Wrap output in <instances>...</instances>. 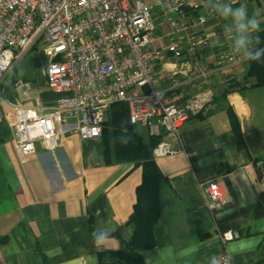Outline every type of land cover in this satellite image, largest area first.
<instances>
[{"label": "crops", "instance_id": "1", "mask_svg": "<svg viewBox=\"0 0 264 264\" xmlns=\"http://www.w3.org/2000/svg\"><path fill=\"white\" fill-rule=\"evenodd\" d=\"M222 5H243L248 17L258 20L259 31L247 33V50L264 32V0H221L219 17L204 28L210 45L156 65L159 85L173 100L181 103L198 92L207 93L210 100L181 128L180 139L173 142L181 150L155 156L166 182L155 228L157 244L141 252L144 264H213L226 251L235 264H264V85L231 86L240 79L238 68L247 70L248 60L237 68L219 64L230 45L236 48L239 35L232 18L221 15ZM168 16L164 21L160 8L153 13L157 47L168 42L175 17ZM196 16L191 14L189 21ZM231 30L234 40L227 39ZM37 48L27 50L21 68L13 66L0 82V264H100L99 251L120 250L130 240L129 221L143 182L142 165L126 155L128 140L121 139L128 132L131 144L139 138L147 142L152 134L147 126L133 124L123 136L108 112L101 137L82 140L60 131L51 148L41 144L37 155L22 160L13 143L12 123L29 114L23 106H53L61 97L46 82L49 59L44 48L41 78L26 59ZM170 74L186 83L177 86ZM18 77L32 82L30 100L15 90ZM161 133L160 141L164 129ZM210 180H217L227 197L214 210L200 187ZM228 230L240 237L224 245L221 237ZM94 231L108 232L112 238L96 246ZM247 241L254 242L250 250L234 251Z\"/></svg>", "mask_w": 264, "mask_h": 264}, {"label": "built area", "instance_id": "2", "mask_svg": "<svg viewBox=\"0 0 264 264\" xmlns=\"http://www.w3.org/2000/svg\"><path fill=\"white\" fill-rule=\"evenodd\" d=\"M220 1L0 0V82L27 50L42 42L49 59L46 82L61 94L53 106H23L29 114L12 123L20 158L37 155L41 144L51 148L60 131L82 140L101 137L116 102L128 104L132 124L147 126L155 136L164 129L165 139L153 150L156 157L178 153L181 148L173 142L180 139L181 128L210 98L198 92L181 103L173 100L159 85L156 65L207 48L210 39L204 28L219 17ZM158 8L164 21L169 20V13L175 16L166 34L168 42L159 47L155 46L153 20ZM196 12L195 21L190 22ZM234 38L231 30L227 39ZM234 49L230 45L220 65L234 68L245 60ZM176 75L169 77L177 86L184 85ZM14 88L25 100L32 98L31 81L18 77ZM200 187L211 210L227 202L217 180ZM239 237L237 231L228 230L221 239L227 245ZM219 264H235L232 254L222 253Z\"/></svg>", "mask_w": 264, "mask_h": 264}, {"label": "trees", "instance_id": "3", "mask_svg": "<svg viewBox=\"0 0 264 264\" xmlns=\"http://www.w3.org/2000/svg\"><path fill=\"white\" fill-rule=\"evenodd\" d=\"M197 14L198 12H196ZM257 37H259L258 42ZM257 37L251 48L253 52L258 48L264 49V32L257 34ZM245 80L250 82L249 85L251 86L264 85V56H261L259 61L248 60ZM109 112H111V122L116 125L117 130L122 132L123 136L126 134V137L121 139L122 141L128 140V145L125 147L126 155L137 159V163L143 167V182L137 188V202L129 221V224L133 227L130 240L120 250L99 251V263L105 264V260H109L112 261L111 264H144L141 252L156 246L155 228L162 215V191L166 180L155 161L153 153L154 148L161 140V136L150 135L147 142L139 138L138 141L131 144L127 135L128 132H124L130 131L133 127L130 122L128 104L116 102L111 106ZM238 133L242 141L240 130ZM262 213H264V209H262ZM261 214L259 210H256V215Z\"/></svg>", "mask_w": 264, "mask_h": 264}, {"label": "clouds", "instance_id": "4", "mask_svg": "<svg viewBox=\"0 0 264 264\" xmlns=\"http://www.w3.org/2000/svg\"><path fill=\"white\" fill-rule=\"evenodd\" d=\"M221 15L224 17H231L233 23L236 26V31L239 34L235 38L236 49L239 51L241 48H245L249 41V36L247 33L249 30L252 31H259V22L257 19L249 18L247 14L246 7L241 5L239 7L233 8L231 5H222L220 6ZM259 41V37H257V42ZM261 56H264V49H256L254 52L251 50L246 49V57L250 61H259ZM127 143V141H124ZM93 242L96 246H104L106 242L110 240L112 237L108 232L101 231V232H93L92 233ZM250 245L254 246L253 241L243 242L239 245L237 249L234 251L242 252L250 250ZM233 251V249H230ZM213 264H219L218 261H213Z\"/></svg>", "mask_w": 264, "mask_h": 264}, {"label": "rangeland", "instance_id": "5", "mask_svg": "<svg viewBox=\"0 0 264 264\" xmlns=\"http://www.w3.org/2000/svg\"><path fill=\"white\" fill-rule=\"evenodd\" d=\"M37 47H38L37 49H35L34 51H32V52H30L28 54V56H27L26 59L27 60H30V62H31V68H32L33 72L35 73V77L36 78H41V64L43 63V61H45L44 55L42 53V50L40 49V48H43L42 42H39L37 44ZM234 50H235L234 52L236 54H240V55H243L245 57V60L240 65L234 67V68H237V67L242 66V64L244 62H246L248 59L246 57V49H241V50L237 51V49L235 48ZM25 56H23V58L21 57L22 59L20 58V60H18V62L14 65V67L16 66L17 70H19L21 68L22 62H23V59L25 58ZM11 70H12V68H11ZM238 70H236V71H238L236 74H237V76L240 79H239V81H236L235 83H233L231 86H237L238 84L239 85H243V84H245V85L247 84L248 85V84H250V82H248L247 80H245L246 71L245 70H242V68L241 69L238 68ZM14 73H16V72L13 71V74ZM242 77H243V79H242ZM109 115H111V112H110ZM110 262H112V261L105 260V264H111Z\"/></svg>", "mask_w": 264, "mask_h": 264}]
</instances>
